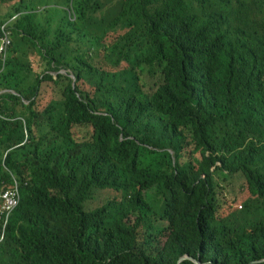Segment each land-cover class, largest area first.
I'll return each instance as SVG.
<instances>
[{
  "label": "trees",
  "instance_id": "16d2710c",
  "mask_svg": "<svg viewBox=\"0 0 264 264\" xmlns=\"http://www.w3.org/2000/svg\"><path fill=\"white\" fill-rule=\"evenodd\" d=\"M7 22L0 264H264V0H0Z\"/></svg>",
  "mask_w": 264,
  "mask_h": 264
},
{
  "label": "rangeland",
  "instance_id": "374dc122",
  "mask_svg": "<svg viewBox=\"0 0 264 264\" xmlns=\"http://www.w3.org/2000/svg\"><path fill=\"white\" fill-rule=\"evenodd\" d=\"M44 1V0H43ZM51 1V0H49ZM119 0H103V2H107L108 7H111V9L113 8V6H115V4L118 2ZM15 2H11V4H13ZM109 13V12H108ZM106 13V14H108ZM11 23V22H10ZM99 59L102 58L101 55L97 56ZM31 79H33L31 77ZM30 81L28 82V87L30 85ZM51 84L46 83L43 85V89H42V93L41 96L39 98V110H43L47 104L55 99H58L55 94H54V88L53 86H49ZM77 136H80L79 131L76 130ZM247 188H248V184L245 181L244 178L242 177H238L235 180H233L231 183H227L224 185V191H222L223 195V206L224 208H229V207H234V206H238L241 204V202L245 199L246 192H247ZM155 191L152 193L154 194ZM113 196H115V194H113V191H107L106 193H104L102 195L101 198V202H104L106 200H108L109 198H112ZM122 196H119V198H121ZM164 225H166V223H162Z\"/></svg>",
  "mask_w": 264,
  "mask_h": 264
},
{
  "label": "built area",
  "instance_id": "2783aa9c",
  "mask_svg": "<svg viewBox=\"0 0 264 264\" xmlns=\"http://www.w3.org/2000/svg\"><path fill=\"white\" fill-rule=\"evenodd\" d=\"M9 26L10 22H7L0 29V56H5L12 45V33ZM19 204L20 193L18 188L6 190L0 196V221L4 224V228L8 223L10 215Z\"/></svg>",
  "mask_w": 264,
  "mask_h": 264
},
{
  "label": "water",
  "instance_id": "95a60500",
  "mask_svg": "<svg viewBox=\"0 0 264 264\" xmlns=\"http://www.w3.org/2000/svg\"><path fill=\"white\" fill-rule=\"evenodd\" d=\"M60 73L67 74L66 71H62V72H60ZM71 78L75 81V77H74L73 75H71ZM2 93H3V92H0V94H2ZM187 261H192V262H194L195 264H200L199 262H197L196 260H194V259H192V258H190V257H188V256L182 258V259L180 260L179 264H183V263H185V262H187Z\"/></svg>",
  "mask_w": 264,
  "mask_h": 264
},
{
  "label": "bare ground",
  "instance_id": "6f19581e",
  "mask_svg": "<svg viewBox=\"0 0 264 264\" xmlns=\"http://www.w3.org/2000/svg\"><path fill=\"white\" fill-rule=\"evenodd\" d=\"M205 6V5H204ZM205 9V8H204ZM158 11V10H157ZM226 12V11H225ZM151 53V52H150Z\"/></svg>",
  "mask_w": 264,
  "mask_h": 264
}]
</instances>
